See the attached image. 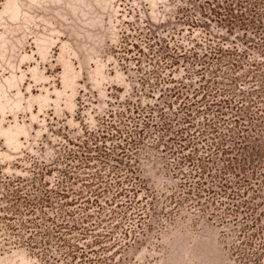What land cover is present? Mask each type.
<instances>
[{
  "label": "rangeland",
  "instance_id": "rangeland-1",
  "mask_svg": "<svg viewBox=\"0 0 264 264\" xmlns=\"http://www.w3.org/2000/svg\"><path fill=\"white\" fill-rule=\"evenodd\" d=\"M205 1L0 0V264H64L43 256L58 252L52 237L46 240L36 233L45 249L28 243L30 233L35 234L31 222L42 229L52 226L40 212L31 217L23 200H14L11 181L34 178L35 184H27L21 193L35 201L42 183L53 190L63 180L59 172L66 168L61 160L66 140L82 137L108 110H122L119 104L128 99L152 118L153 126L144 130L131 163L141 188L112 202L111 191L116 189L107 169L112 162L90 155L86 168L79 170L83 165L73 161L74 171L83 174L71 190L89 201V220L79 227L89 233L78 246L89 244V259L102 264H264V154L251 170L258 176L245 175L254 178L249 187L235 190L233 182L238 180L228 176L224 184L229 189L223 191V182L216 178L221 164L211 159L216 152H210L219 136L207 133L206 127L216 113L205 111L206 104L220 100L217 88L246 94L264 87V54L259 46L264 35L239 29L227 35L215 23L219 17L205 14L207 21L201 16L199 6L206 7ZM200 19L206 21L204 27L192 24ZM206 38L224 50L236 48L238 56L231 59L240 63V69L230 70L227 61L206 60L204 68L220 72V77L196 75L203 69L198 61L206 55ZM178 44L196 56L154 74L159 48L171 52ZM170 71L182 83L184 95L178 99L164 93L171 87L163 84ZM227 74L232 82L223 78ZM194 91L199 93L194 96ZM185 102L192 104L190 126L182 123ZM233 113L224 111V119ZM143 116L135 120L139 127ZM227 119L215 121L225 136L232 129ZM129 121L125 115L120 121L124 132L133 129ZM181 135L183 140L193 137L182 151L177 141ZM98 155L104 156L102 149ZM184 156H190L192 163L179 162ZM200 160L207 162L202 170L195 169ZM96 173L103 176L102 184L94 179ZM199 182L202 193L197 191ZM95 190L105 192L98 199L99 208L90 193ZM209 190L215 193L208 194ZM232 191L238 194L233 199L237 212L230 202ZM73 197L65 203H72ZM52 199L54 204L36 207L55 219L58 203ZM243 201L250 203L249 208L241 207ZM78 206L82 205L66 211L78 212ZM81 215L75 217L77 225Z\"/></svg>",
  "mask_w": 264,
  "mask_h": 264
},
{
  "label": "trees",
  "instance_id": "trees-1",
  "mask_svg": "<svg viewBox=\"0 0 264 264\" xmlns=\"http://www.w3.org/2000/svg\"><path fill=\"white\" fill-rule=\"evenodd\" d=\"M205 4L206 7L199 6L200 14H202L201 16L207 21L210 20L205 16V14L213 15V17H219V20H216L215 23L219 24L220 29L225 30V33L227 35L230 36L235 29H239L245 32L246 30H251L254 35H264V0H206ZM220 5H223V9ZM221 10H224L223 14L219 13V11ZM205 20H195L194 22L192 21V24L198 27H204L203 24L206 23ZM212 37L213 36L211 34L208 36V38ZM205 40L208 42L206 47V55L203 56L202 60L198 61V65L203 67V69L197 70L195 72L196 75H209V77L212 79L215 77H220V72H211L208 71L207 68H204L208 66V62L206 60H215V62L218 60L227 61L229 64L228 68H230V70L236 71L240 69V63L236 59H231L232 56H238L236 55V48H231V50L229 51L224 50L219 44L213 45L210 39L206 38ZM242 40L243 45L249 43L247 41L248 38L246 37H244ZM262 43L263 42H260L259 46L261 47V54H264V44ZM123 49L126 50V48ZM158 51H161V54L159 55V64L158 66H154L153 70L154 74L156 75L159 74V70L161 68H171L177 65L181 59L188 60L190 57H194V55L196 56V54L191 52L192 49H185V47L181 44L176 45L171 52L165 51V48H159ZM250 67L258 66L255 64H250ZM260 76L261 75H257V77ZM223 78L225 80H229L230 82L233 81V77L229 76L228 74L226 76H223ZM142 82L144 83V80H142ZM255 82L258 83V80H256ZM214 83L215 82L213 81L212 84ZM163 84L171 86L164 90V93H168L167 95H169L170 98L178 99L179 96L184 95L182 91L183 87H181L182 83L176 81V78H174V75L171 71L166 79L163 80ZM198 93L199 91H194L193 94L194 96H196ZM216 94H218L217 97H220V100H215L210 104H206L208 108L205 109V111H214L216 113V119L214 120V122L210 123L209 121V123H206V127L208 129L207 133L218 134L219 136L215 143L211 144L212 148L210 150L211 153L216 152V155L214 153L211 154L213 155L211 156V159L216 161L217 164H221V167L218 169L219 172L216 178L223 182L221 185L223 191L229 189V186L225 185L228 181V179L226 178L228 176L232 177L233 181L235 180V178H237L238 181L233 182L236 186L235 190H240L241 186L247 188L250 185L249 179L254 178H249L245 175L250 173L251 170L255 168L256 164H258V162H255V159L262 158L264 154V87L259 86V90L257 91L251 88V90L246 94L239 91L236 92V89L229 90L225 88H217ZM119 105H121L122 110H120V108L108 110L99 124H97L94 128L86 129L82 137L79 136L75 139L66 140V145L64 146L65 148L63 150L64 155L63 158H61V160H64L63 164L66 168L59 172L63 180L57 182L53 190H47V185L45 183H42L41 196L37 201H35V199L31 196L22 198V195L26 196V194L21 193L22 188L27 184L30 183L31 186L35 184L34 178L27 180L19 179L21 181L17 180L16 182L11 181V184H13L11 193L14 200H23V202H25L24 204L27 209V213H29L31 217L34 216L36 212L42 213V218H44L45 221L50 222L52 226L51 228L42 229L38 228L36 223L31 222L33 223L31 225L33 226L32 229L34 230L35 234L30 233L28 243H30V245L32 244L33 248L35 249H45V245L42 246V244L37 241L38 238L36 233H40L41 236H43L42 238H45L46 240L52 237L58 245V252L55 256H46V254L43 252V256L47 257L50 260L52 259V261H56V263H103L101 260L94 262L89 259V244H87L84 248L78 246V242L82 241L85 236H87L86 232L89 233L88 228H79L80 224H84L89 220V201L82 200V194H74L71 190L73 182L79 181V176L83 174L81 172L79 173L74 171L76 167L73 166V161L76 163H80V165H83L82 167H79V170H84L86 168V165L87 163H89L90 159L86 158V156L90 155L92 156V159L104 157L109 162H112V165H107V169H109L110 174L108 175L109 177H112L114 183L112 187L116 189L114 191H111L112 202L117 201L121 197H127L130 192L136 194V190L141 188V181H139L137 184L135 183V181L140 180V178L139 175L133 174L131 170V163L135 156L138 155L139 150L137 149V146L141 141V137L145 136L144 130L148 127L153 126L150 122L152 118L149 115L150 112H143V108H141L139 104L133 102L131 99H128L124 103ZM191 105L192 104H188L187 102H185L182 106V109L185 110L184 116L182 118V123L187 124V126H190L192 124L191 110H189V106ZM196 107H198V105H196ZM150 109L151 108H149V110ZM227 110H234V113L230 116V118H226L228 121H225L226 125L230 124V127H232V129L228 130L229 135L225 136L219 134V125L215 121L222 122V120H226L224 119V111ZM142 114H145V116H143V124H141V126L139 127L136 125L137 121L135 120H137L138 117H140ZM124 115L125 118L129 119V122H132L133 124L130 128L133 129L125 132L120 125V121L122 120ZM160 118L164 119V115L161 114ZM192 138L193 137H189L188 140H183V136H179V139L177 141L178 147L181 149V151L186 149L187 144L191 141ZM257 138L259 139L257 140ZM89 142L94 143L89 144ZM107 142L112 143L113 146L111 148H107L106 146L102 147L98 146L97 144H106ZM227 142H229L230 144H227ZM67 146H71V148L75 149L68 148L66 150ZM101 149L103 150L104 156L98 155L101 153ZM82 156H84L85 158L83 160H80ZM221 157L223 159H221ZM182 161L188 162L190 164L192 163V160H190V156L182 157L179 162ZM206 162L207 161L205 160H200V166L198 167V165H196L197 167L195 169L202 170L204 167V163ZM247 167H251V169L245 172V168ZM43 176L44 173L40 176V178H43ZM94 176V179L97 180L99 184L103 183L101 181V179H103V176H100L99 173L94 174ZM251 176L256 178L258 175L252 173ZM85 178H89V175H85ZM228 183L233 184L232 182ZM197 186H200V188L197 190L198 193H202L203 183L199 182ZM112 187L111 185L109 186V188L111 189ZM106 190L107 193H110L108 188H106ZM87 192L89 194V187ZM90 193L93 197L94 204L98 208L101 207L100 200L98 199H100L101 193L105 192H103V190L102 192L101 190H95L91 191ZM207 193L214 194L215 192L209 190ZM71 195L74 196L73 202L66 204L65 201ZM231 196L232 197L230 198V202L231 206L234 208L232 210H234V212H237L236 210L238 209V204H235L233 199H236V197H238V194H236V191H232ZM52 198H55L57 201L56 203H58V214L56 215L55 219L46 216L45 213L42 212V209L38 210V208L36 207L39 203L42 205V207L54 204ZM76 204L82 205L78 206V212L74 213L66 211L68 207ZM249 204V202L243 201L241 202V207L242 205H245L247 208H249ZM13 210L14 212H17V210L14 209V206ZM80 214L82 215L80 216V218H78L80 222L79 225H77V218L75 217ZM70 222H72V224H70ZM68 236L77 237L69 239L67 238ZM71 240H74L73 242L75 243L73 244ZM98 242L99 240L97 237L94 239L93 243L97 244Z\"/></svg>",
  "mask_w": 264,
  "mask_h": 264
}]
</instances>
